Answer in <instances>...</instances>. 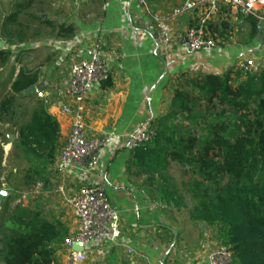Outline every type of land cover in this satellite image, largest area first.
Instances as JSON below:
<instances>
[{"label":"crops","instance_id":"crops-1","mask_svg":"<svg viewBox=\"0 0 264 264\" xmlns=\"http://www.w3.org/2000/svg\"><path fill=\"white\" fill-rule=\"evenodd\" d=\"M147 2L152 10L167 13L179 7L183 0ZM38 3L44 9L41 24L56 27V31L60 26L74 29L70 38L59 35V31L55 34L58 40L56 48L41 42L36 43V46L25 42V61L19 64L20 67L15 64L14 78L20 69L38 72L36 87H43L41 91L47 95L43 100L46 109L60 126L56 160L66 144L71 124V115L63 114L62 109L66 106L73 110L76 108L65 97L70 73L66 68H69V63L74 61L73 65L80 61L89 46L99 45L107 56L111 80L108 88H104L103 84L95 87L83 105L87 132L110 136L112 141L101 156L99 172L94 178L70 175L63 183L52 168L54 176L46 181L49 193L56 197L58 195V203L56 207L51 206L49 212L58 214L54 208H69L66 199L71 191L96 180L103 183L112 206L120 216L121 237L117 245L103 241L91 243L86 248L88 254L100 255L95 259L108 261L107 264H165L166 261L167 264H204L213 241H181L180 248L175 252L179 244L178 235L175 246L162 263L173 239L171 230H178L168 224L161 209L150 200L142 182H137L138 177L134 171L131 172L133 151L127 146L126 136L164 117L167 111L164 103L173 99L172 89L179 86V83L202 74L232 71L234 85H240L247 80V76L241 73L235 75V65L241 58L253 59L261 71L264 70V25L259 30L253 28L252 19H244L235 10L223 8L211 20L207 29L208 34L219 42V47L208 52L186 55L179 45V38L198 22L196 13L176 18L173 24L174 43L166 49L157 42L152 21L136 1L38 0ZM155 85L157 87L151 94ZM34 99L38 100L37 97ZM13 127L14 131L11 129L9 135L16 131L17 128ZM14 137L15 140L17 136ZM11 148L8 144L4 152ZM61 186L65 187L63 192L60 191ZM32 193L39 194L31 192L25 200L36 198ZM28 209L44 219L39 211L42 206L33 205ZM60 223L66 224L69 235L78 229L76 221L70 227L63 218ZM205 227L207 225L201 224L200 230L204 236L207 230ZM108 246H119L118 249L122 251L116 249L111 252ZM104 248L107 250L104 251ZM128 249L133 250V255H128ZM64 250L68 253L65 247ZM59 264H69V258L68 261L61 259Z\"/></svg>","mask_w":264,"mask_h":264},{"label":"trees","instance_id":"trees-1","mask_svg":"<svg viewBox=\"0 0 264 264\" xmlns=\"http://www.w3.org/2000/svg\"><path fill=\"white\" fill-rule=\"evenodd\" d=\"M32 4L31 1L17 4L16 9L23 11ZM15 16L7 20L13 21ZM58 31L65 38L74 33L70 26H60ZM11 43L0 50L2 70L15 53ZM15 69V65L11 66L7 79L0 83V123L15 121L22 99L36 97L25 93L37 86L38 72L20 69L14 78ZM232 74V71L202 74L186 82L189 91L175 90L169 115L158 118L159 126H154L156 137L132 150L137 171L134 174L144 178L150 200L161 209L181 201L178 188L169 176L170 165L187 168L184 174L190 173L186 183L192 204L190 219L217 230L222 243L231 248L234 264H264V70L247 76L240 85H234ZM110 86V79L103 83L104 88ZM202 101L208 106L217 102L220 110L206 119L204 113L196 111ZM182 114L200 129V136L173 124ZM199 118L204 121L201 123ZM14 126L18 136L13 145L26 157L54 164L60 126L48 113L43 100L35 101L29 120ZM6 134L0 132V139L7 137ZM2 160L0 142V165ZM4 184L0 182V189L5 188ZM8 197L10 194L1 203L2 211L8 209ZM17 211L13 208L8 219H3L6 212L0 214V223L5 224V228L0 225L5 230L0 236V264H58L56 248L68 235L66 227L24 209L21 214Z\"/></svg>","mask_w":264,"mask_h":264},{"label":"built area","instance_id":"built-area-1","mask_svg":"<svg viewBox=\"0 0 264 264\" xmlns=\"http://www.w3.org/2000/svg\"><path fill=\"white\" fill-rule=\"evenodd\" d=\"M136 1L150 18L155 27L157 42L164 48L174 43L173 24L176 18L187 13H196L198 22L185 35L179 38V45L186 55L208 52L219 47V42L208 34V24L218 16L223 8L235 10L244 19H253L259 30L264 25V0H183V3L167 13L154 11L147 0ZM236 71L245 76H255L260 67L251 58H241L235 65ZM110 79L108 59L98 46H89L84 57L71 67L65 97L76 106L62 109L63 114L71 115L70 132L66 144L60 151L54 164V172L62 182L70 175L96 177L100 168V159L111 145V137L89 134L86 129L84 103L95 87ZM36 97L46 99L44 91L35 87ZM156 137L155 128L148 126L137 129L126 136L127 146L131 150L139 149ZM94 181V180H93ZM64 186L60 187L63 192ZM66 202L72 212L78 229L64 241L69 253V264H83L87 261V246L95 241L118 244L121 237V220L112 206L103 183L92 182L80 185L71 191ZM0 202V212L3 205ZM80 243L82 250H75ZM133 255V250H127ZM204 264H234L229 246L217 243L210 246Z\"/></svg>","mask_w":264,"mask_h":264},{"label":"rangeland","instance_id":"rangeland-1","mask_svg":"<svg viewBox=\"0 0 264 264\" xmlns=\"http://www.w3.org/2000/svg\"><path fill=\"white\" fill-rule=\"evenodd\" d=\"M35 4L31 9H24L18 10L16 9L17 4H26L28 0H0V41H3L5 43V47H9L10 41L11 43V49L15 52L13 56L10 59V62L8 63L7 67L4 70H0V83L5 81L7 79V74L9 73V69L11 66H14L17 64L21 65L24 63V48L27 47L24 43L28 44H41L44 45H51L53 48H56V33L57 29L53 26H44L41 24V15L44 14V9L40 7L38 0H31ZM149 5V3H148ZM150 6V5H149ZM151 8V7H150ZM152 9V8H151ZM11 15H16L14 20L10 21L7 20L8 17ZM10 21V22H9ZM41 42V43H40ZM36 46V45H35ZM99 46V45H98ZM44 47V46H42ZM102 50L103 48L99 46ZM5 48V49H6ZM51 47H49L50 49ZM48 49V47L46 48ZM104 51V50H103ZM105 52V51H104ZM56 60H58L56 58ZM74 62V61H72ZM72 62L69 63V68H66L68 72L71 70ZM60 65V64H59ZM20 67V66H19ZM61 84V83H60ZM179 86L176 85L172 89V94H174L175 90L178 88H182L189 91V87H187L186 82L179 83ZM2 86H0L1 88ZM43 89V87H41ZM41 88H39L41 90ZM4 91V88H3ZM5 94V92L1 93V97ZM192 95L196 96V93L193 92ZM88 98V97H87ZM37 99H39L37 97ZM171 99V97L169 98ZM45 100V99H42ZM35 101L37 100H27L22 99L21 101V108L18 111V118L15 121H12L10 124H5V122L0 123V132L1 133H8L13 129L14 131V123H18L29 120V118L32 115L33 109L35 108ZM171 101V102H170ZM167 107L166 115H169V112L172 108V100H166L164 103ZM209 110V113L207 111ZM220 110V106L216 102L213 106H208L206 102L202 101L200 102L197 112L204 113L206 119H210L216 112ZM185 116L186 114H182L177 116V119L172 121L175 126L182 125V127L185 129L192 130L195 134H198L200 136L201 131L199 128L194 126L193 124H190L188 121H186ZM199 120H201L199 118ZM8 121V120H7ZM204 120H201V123ZM171 123V122H169ZM149 126H159V123L156 120H154ZM155 128V127H154ZM16 129V127H15ZM12 132V131H11ZM15 134L11 133L10 135L18 136L17 129L14 132ZM7 135V134H6ZM9 135V134H8ZM1 147L3 149V160L0 165V182L5 183V191L7 192V195L10 194V197H8V209H3V211L0 212H6V216L3 217V219H8L10 215H12V209L16 207L18 209L17 213L21 214L24 209L27 213H33L30 209H28L30 206L33 205L37 207L42 206V210H39L41 214L43 215L44 219H47L53 223H60V219L63 218L65 221H68V226L72 225L74 219L72 218V212L70 208H63V206H60L59 210L54 208L58 214H55L54 212H49L52 208L51 206L56 207L55 205L58 203V195L53 196L52 193H49L50 188L47 185L46 180H50L51 177L54 176L52 168H54V164L49 165L45 164L38 159L34 157H26L21 150L16 147L15 145H12V141L8 139V136H4L0 139ZM10 145L12 148L11 150H8L7 152H4V148L7 145ZM131 150V149H130ZM134 171L135 173L136 168L134 166L131 167V172ZM184 171H188L187 168H181L175 164L170 165V172L169 176L171 177V180H173L178 188L179 191V197L181 198V201L177 200L174 204H172L169 208L163 207L161 208V212L163 213L166 221L170 226H174L178 231V238H179V244L175 249V252L178 248H180L181 241H194L196 240H207V241H213V244L222 243V241L219 239L217 230L214 227L208 226L204 229L206 230L205 236L202 233L201 224L199 222H195L190 219L189 217V211L191 210V200L188 195V188L186 187L187 180L190 177V173L185 175ZM143 177L137 178V182L141 181L143 185ZM7 184V186H6ZM6 187L9 189V191L6 189ZM144 188V185H143ZM4 189V188H3ZM145 190V189H144ZM39 192V194L32 193V196L35 195L36 198H31L30 201L25 200L29 193L31 192ZM43 191V193H41ZM44 195V196H43ZM53 196V198H52ZM29 204H31L29 206ZM28 206H27V204ZM47 205H50L49 207L45 208ZM68 206V204H67ZM65 207V206H64ZM69 207V206H68ZM5 210V211H4ZM71 212V214H70ZM62 222V221H61ZM63 223V222H62ZM67 223V222H66ZM0 225L5 228V224L3 221H1ZM66 227V224H64ZM0 228V236L5 231L4 228ZM67 231L68 228L66 227ZM202 233V234H201ZM69 236H65L62 243L57 246V252L55 255V259L57 263L59 264V261L61 259H67L69 258L68 253L64 250V241ZM170 237V235L168 236ZM172 239V238H171ZM168 241H170V238H168ZM109 247V246H108ZM103 248V247H102ZM111 252H114L116 249L118 251H122L119 246H112L109 247ZM107 250V248H104ZM68 256V257H67ZM100 255H90L88 254L87 257V263L86 264H107L108 261H104L102 259H95Z\"/></svg>","mask_w":264,"mask_h":264},{"label":"water","instance_id":"water-1","mask_svg":"<svg viewBox=\"0 0 264 264\" xmlns=\"http://www.w3.org/2000/svg\"><path fill=\"white\" fill-rule=\"evenodd\" d=\"M5 43L3 41H0V50H5ZM157 87V85L153 86L151 89V94L153 93V91L155 90V88ZM35 93V87L31 88L29 91H27L25 94L26 95H32ZM14 136L13 135H8V139L13 141L14 140ZM7 197V192L4 189H0V202H3L5 200V198ZM204 226H206V224H203ZM173 233V239L171 244L169 245L167 252L165 253V255L163 256L162 259V263L165 262V260L167 259L169 253L172 251L173 247L175 246L176 242H177V231L175 230H171ZM75 250L79 251L82 250V245L80 243H76L75 244Z\"/></svg>","mask_w":264,"mask_h":264}]
</instances>
